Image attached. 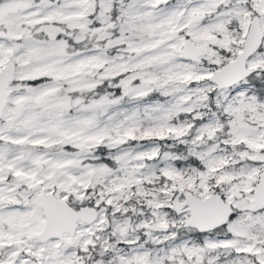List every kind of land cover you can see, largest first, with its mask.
<instances>
[{"label": "snow or ice", "instance_id": "snow-or-ice-1", "mask_svg": "<svg viewBox=\"0 0 264 264\" xmlns=\"http://www.w3.org/2000/svg\"><path fill=\"white\" fill-rule=\"evenodd\" d=\"M0 264H264V0H0Z\"/></svg>", "mask_w": 264, "mask_h": 264}]
</instances>
